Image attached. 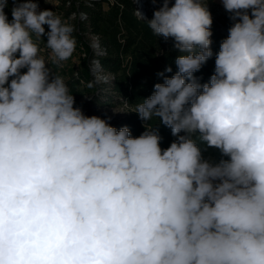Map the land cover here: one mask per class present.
I'll list each match as a JSON object with an SVG mask.
<instances>
[{"label":"clouds","instance_id":"9594fccd","mask_svg":"<svg viewBox=\"0 0 264 264\" xmlns=\"http://www.w3.org/2000/svg\"><path fill=\"white\" fill-rule=\"evenodd\" d=\"M12 2L9 20L0 0V264H264V0H220L233 23L203 84L207 0H163L146 23L180 55L131 110L138 137L86 116L50 76L36 40L68 60L72 17ZM153 118L176 137L166 149Z\"/></svg>","mask_w":264,"mask_h":264},{"label":"trees","instance_id":"16d2710c","mask_svg":"<svg viewBox=\"0 0 264 264\" xmlns=\"http://www.w3.org/2000/svg\"><path fill=\"white\" fill-rule=\"evenodd\" d=\"M139 11L135 0H58L56 14L62 19L72 17L69 22L75 27L72 35L76 40V48L68 60L52 63L53 76L62 77L73 95L83 96L81 86H90V106H117L127 101L129 113L111 126L117 130L128 127L132 137L140 136L147 129L145 121L131 110L153 93L156 83L163 82L158 73L164 72L167 67H171L172 72H165L166 76L176 73L175 59L180 55L174 49L172 39L157 37L148 28L146 22L152 18V11L147 12L146 5L142 13ZM230 16L231 13L225 12L212 17L213 55L194 74L201 84L207 83L214 74L216 53L233 23ZM44 27L49 30L47 25ZM44 37L47 38L46 35ZM95 37L99 49L93 45ZM73 58L77 59L74 61ZM96 62L100 63L103 75H110L106 81L97 78L94 71ZM83 105L87 106L88 101L74 107ZM146 126L158 131L162 149L176 140L171 129L157 118L147 122ZM199 146L205 159L214 162L228 159L215 148H206L202 143Z\"/></svg>","mask_w":264,"mask_h":264},{"label":"rangeland","instance_id":"374dc122","mask_svg":"<svg viewBox=\"0 0 264 264\" xmlns=\"http://www.w3.org/2000/svg\"><path fill=\"white\" fill-rule=\"evenodd\" d=\"M174 3V0H172ZM163 2V0H146V10L147 12L152 11V15L153 12L155 10L159 9V6L161 5V3ZM14 7V4L12 2V0H9L8 6L5 8V13L8 16V19L11 20L12 16H11V10ZM207 7L211 12L212 17H218L221 14L227 12L222 3L220 2V0H207ZM48 9L46 8L45 5L39 6V10H45ZM49 10V9H48ZM43 50L40 51L39 54H41V56L45 59V61L48 63L46 64V67L49 68L50 70V76H53L54 74V66L52 65L51 62V51L46 47V46H42ZM77 58H73V60L75 61ZM73 61V62H74ZM77 63V62H76ZM27 69H22L21 72H26ZM102 74V72H96V76L98 79H102L104 80V75L103 77L99 74ZM108 77H110L109 74H107L106 79H109ZM81 90L83 91V96L81 97H77L76 95H73L75 98V105H79V104H84L85 102L88 101V105H83L80 106L79 108H81V110L83 111V113L86 116H92V115H96L99 116L103 119H107L108 122L110 124H112L115 121H120L122 120L129 112H114L113 109L117 108L120 105L117 106H90L92 104L91 102V97H90V86L87 85H83L81 86ZM110 118V119H109ZM218 182V181H217Z\"/></svg>","mask_w":264,"mask_h":264},{"label":"crops","instance_id":"0c3cea01","mask_svg":"<svg viewBox=\"0 0 264 264\" xmlns=\"http://www.w3.org/2000/svg\"><path fill=\"white\" fill-rule=\"evenodd\" d=\"M35 2L38 3V7L45 5L46 8H48L49 10L56 12V5H54L53 3H49L46 2V0H35ZM47 29H45V32L47 33ZM45 36V35H44ZM42 36L41 39L36 40L35 36L33 37L34 40H36V42L38 43L39 47H40V51L43 50L42 46H46V42H47V38ZM41 56V54H39Z\"/></svg>","mask_w":264,"mask_h":264},{"label":"water","instance_id":"95a60500","mask_svg":"<svg viewBox=\"0 0 264 264\" xmlns=\"http://www.w3.org/2000/svg\"><path fill=\"white\" fill-rule=\"evenodd\" d=\"M145 1V0H144ZM144 1H140L139 2V0H135V2L138 4V6H139V8H140V11L139 12H143V8H144V6H145V4H144ZM139 2V3H138ZM162 4V3H161ZM100 69H101V67H100V63L99 62H96V64H95V67H94V71L95 72H100ZM99 75H101L102 77L104 76L103 74H99ZM104 80H107L106 79V76H104Z\"/></svg>","mask_w":264,"mask_h":264},{"label":"built area","instance_id":"2783aa9c","mask_svg":"<svg viewBox=\"0 0 264 264\" xmlns=\"http://www.w3.org/2000/svg\"><path fill=\"white\" fill-rule=\"evenodd\" d=\"M94 47L99 49V44H98V41H97V37L94 38V43H93ZM95 67V66H94Z\"/></svg>","mask_w":264,"mask_h":264},{"label":"bare ground","instance_id":"6f19581e","mask_svg":"<svg viewBox=\"0 0 264 264\" xmlns=\"http://www.w3.org/2000/svg\"><path fill=\"white\" fill-rule=\"evenodd\" d=\"M140 1H144V0H139V2H140ZM139 2H138V3H139ZM145 2H146V0L144 1V4L146 5ZM172 4H173V1H172V0H169V6H171ZM162 6H163V2H162V4L159 6V8L162 7Z\"/></svg>","mask_w":264,"mask_h":264}]
</instances>
